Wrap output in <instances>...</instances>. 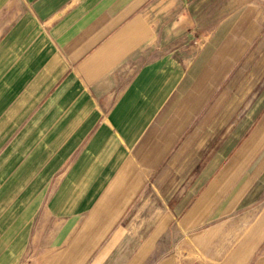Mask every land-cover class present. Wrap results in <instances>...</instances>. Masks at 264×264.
<instances>
[{
    "label": "crops",
    "instance_id": "crops-1",
    "mask_svg": "<svg viewBox=\"0 0 264 264\" xmlns=\"http://www.w3.org/2000/svg\"><path fill=\"white\" fill-rule=\"evenodd\" d=\"M0 264H264V0H0Z\"/></svg>",
    "mask_w": 264,
    "mask_h": 264
}]
</instances>
